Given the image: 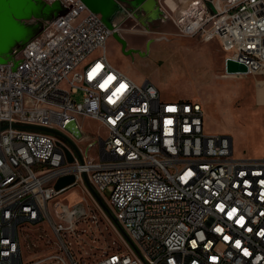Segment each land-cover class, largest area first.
Instances as JSON below:
<instances>
[{"label":"built area","instance_id":"2783aa9c","mask_svg":"<svg viewBox=\"0 0 264 264\" xmlns=\"http://www.w3.org/2000/svg\"><path fill=\"white\" fill-rule=\"evenodd\" d=\"M44 1L70 12L18 67L0 64V264H24L25 233L42 226L58 249L32 264H78L64 237L93 217L88 187L134 251L123 243L94 264H264V159H237L233 139L208 134L201 102L168 101L117 70L113 32L81 0ZM172 22L182 38L219 43L227 76L264 78V0H190ZM228 61L248 72L228 74ZM88 119L108 134L96 158L74 145ZM69 176L74 184L57 190ZM77 187L80 204L60 202Z\"/></svg>","mask_w":264,"mask_h":264},{"label":"rangeland","instance_id":"374dc122","mask_svg":"<svg viewBox=\"0 0 264 264\" xmlns=\"http://www.w3.org/2000/svg\"><path fill=\"white\" fill-rule=\"evenodd\" d=\"M165 17L149 31L134 17L125 20L119 34L127 41V50L131 54H125L121 43L112 37L107 45L109 62L120 70L125 68L129 77L139 85L151 81L168 101L201 102L208 134L233 139L237 159H264V78L258 75L227 76L219 43L182 38L170 16L166 13ZM74 98L79 102L83 100L82 94ZM107 135L98 122L84 120L83 132L79 133L78 139L75 138L74 145L96 158L100 143ZM87 190L93 217L79 220L75 230L67 232L64 237L78 264H94L106 253L122 250L123 243L130 247L125 231L113 220L105 197L89 187ZM83 198L82 187H77L59 200L73 208ZM57 249L56 237L48 226L31 229L24 236V264L47 259ZM131 252L134 254L132 249Z\"/></svg>","mask_w":264,"mask_h":264},{"label":"water","instance_id":"95a60500","mask_svg":"<svg viewBox=\"0 0 264 264\" xmlns=\"http://www.w3.org/2000/svg\"><path fill=\"white\" fill-rule=\"evenodd\" d=\"M87 8L100 15L104 24L113 32L122 45L125 54L127 42L119 34L121 24L130 17L136 18L147 31L150 30L147 23L159 19L164 15L159 5V0H81ZM70 8L62 2L46 3L44 0H0V64L20 65L18 56L26 46L39 36H41L50 25L61 17L66 16ZM142 12L149 14L144 20ZM150 45V43H149ZM244 65L228 61L227 73H247ZM5 126L2 129H7ZM27 130H37L57 137L64 136L55 130L39 128L34 126L23 127ZM69 162L73 159L68 155ZM75 178L69 176L60 179L56 184V189L61 190L74 184ZM110 196V193H108Z\"/></svg>","mask_w":264,"mask_h":264},{"label":"crops","instance_id":"0c3cea01","mask_svg":"<svg viewBox=\"0 0 264 264\" xmlns=\"http://www.w3.org/2000/svg\"><path fill=\"white\" fill-rule=\"evenodd\" d=\"M190 2V0H159V5L161 7V10L163 11L164 15H161L159 17V19L157 20H153L151 23H147L149 28L156 24L157 22L163 20L164 18H166V13L170 16V19L172 21V19L175 17L178 9L182 6L187 5ZM143 18L144 20L148 19L149 14H147L146 12H142ZM173 23V22H172ZM143 25V24H142ZM144 26V25H143ZM146 29V28H145ZM125 40V39H124ZM193 40V39H192ZM196 40V39H195ZM110 41V40H109ZM126 41V40H125ZM127 42V41H126ZM129 43V41H128ZM129 51V50H127ZM112 64V63H111ZM113 65V64H112ZM114 66V65H113ZM115 67V66H114ZM117 70L123 72L126 75H130V73H128L125 68L123 69H118L117 67H115ZM144 79V78H143ZM146 79H144L145 81ZM86 155V154H85Z\"/></svg>","mask_w":264,"mask_h":264}]
</instances>
